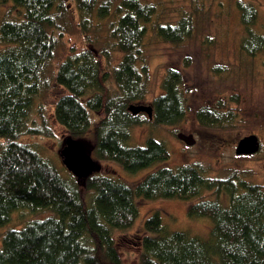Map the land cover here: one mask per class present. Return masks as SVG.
Returning <instances> with one entry per match:
<instances>
[{
	"label": "trees",
	"instance_id": "1",
	"mask_svg": "<svg viewBox=\"0 0 264 264\" xmlns=\"http://www.w3.org/2000/svg\"><path fill=\"white\" fill-rule=\"evenodd\" d=\"M70 1L83 28L92 17L107 19L113 13L111 0ZM192 1L198 3L196 10L204 4ZM12 2L19 17L11 19L8 13L0 24V44L6 46L0 50V226L10 223L18 210L53 215L8 229L0 264H124L115 233L136 224L138 198L192 202L189 215L210 218L214 224L211 238L204 239L169 230L155 212L139 236L141 264H264V185L235 176H209L199 163L161 168L136 186L98 172L85 180L76 178L78 183L68 182L22 142L24 136H51L47 125H37L33 107L58 50L54 31L69 5L67 0ZM237 6L245 28L241 48L257 56L264 51V36L254 30L259 10L244 1ZM115 11L118 20L112 24L111 44L122 58L112 66L110 50L99 51L91 44L68 56L55 73L56 82L67 90L56 103L55 117L99 160L137 173L171 158L167 144L154 137L146 146L127 145L133 128L145 123L129 107L148 94V38L155 35L181 45L193 39L197 20L184 13L175 23L159 22L157 6L142 0H120ZM184 85L183 73L169 70L164 93L153 101L150 123L176 125L185 119ZM198 118L213 128H226L233 120L230 112L208 105L199 109ZM210 192L216 198H205Z\"/></svg>",
	"mask_w": 264,
	"mask_h": 264
},
{
	"label": "rangeland",
	"instance_id": "2",
	"mask_svg": "<svg viewBox=\"0 0 264 264\" xmlns=\"http://www.w3.org/2000/svg\"><path fill=\"white\" fill-rule=\"evenodd\" d=\"M68 1L67 13L58 20L54 35L58 40V50L54 61L45 72L41 92L36 97L33 117L37 125H47L51 136H24L22 142L36 150L50 161L59 174L68 182L78 183L76 177L65 166L61 150L65 139L70 136L66 128L55 117L57 101L67 94V90L55 80L59 65L71 54L81 51L89 44L101 51L110 50L112 66L122 54L113 51L112 24L118 20L115 15L120 0H111L113 13L107 19L92 17L87 28L80 26L81 17ZM157 6L156 19L162 23H175L184 13L196 15L197 30L193 39L181 45L166 43L155 35L148 38L146 64L149 68V90L146 99L134 102L137 105H152L154 99L164 93L163 82L174 69L183 73L188 93V110L185 119L176 125H154L149 116L141 113L143 125L132 130L130 147L146 146L149 137L164 141L171 158L159 161L137 173L128 172L115 162H99L98 173L121 178L131 186H136L149 174L164 168L199 163L206 174L212 177L230 176L245 178L264 185V51L250 56L241 48L245 28L241 22L238 1L254 4L259 10V19L254 30L264 36V0H203L204 4L192 0H142ZM199 11V14H198ZM19 17V10L12 0L0 3V24L5 16ZM6 46L0 44V50ZM113 88L115 85L113 84ZM211 106L232 114V123L226 128L206 127L198 118L201 107ZM180 133L193 134L196 143L192 146L179 138ZM256 134L261 140V150L249 156L236 153L242 138ZM89 140L94 145L91 134ZM90 197L91 193L88 192ZM205 198H216L207 193ZM196 201V200H195ZM140 215L134 227L126 231H116L115 235L124 258V264H141L139 236L143 234L146 220L159 212L163 224L171 231H185L204 239L211 238L213 221L210 218L191 217L192 202L180 199L149 200L138 198ZM50 211L33 213L18 210L10 223L0 226V249L3 235L10 228H22L33 219L52 216Z\"/></svg>",
	"mask_w": 264,
	"mask_h": 264
},
{
	"label": "water",
	"instance_id": "3",
	"mask_svg": "<svg viewBox=\"0 0 264 264\" xmlns=\"http://www.w3.org/2000/svg\"><path fill=\"white\" fill-rule=\"evenodd\" d=\"M129 110L134 115L146 113L150 119L154 118V107L152 105L132 104ZM179 138L190 146L196 143L193 134L180 133ZM260 150L261 140L258 135L252 134L240 140L236 153L241 156H249L258 153ZM61 156L65 166L79 181L88 179L100 169V164L94 158L92 151L87 148L82 140L73 136H68L65 139Z\"/></svg>",
	"mask_w": 264,
	"mask_h": 264
}]
</instances>
